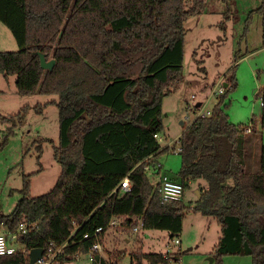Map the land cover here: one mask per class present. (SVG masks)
<instances>
[{"label":"trees","instance_id":"trees-1","mask_svg":"<svg viewBox=\"0 0 264 264\" xmlns=\"http://www.w3.org/2000/svg\"><path fill=\"white\" fill-rule=\"evenodd\" d=\"M204 8V0H0V21L19 48L0 51V73L16 77L21 95L57 94L54 156L61 165L56 184L43 195H32V174L25 175L22 198L12 212L0 213V231L6 236L27 226L19 237L26 253L2 255L0 264H30L32 249L69 239L77 243L59 260L73 261L76 252H88L97 241L93 233L98 227L106 230L99 237L105 247L112 218L131 232L143 221L145 229H170L172 239L179 234L187 205L163 202L160 182L154 186L144 167L148 157L170 148L162 149L157 137L164 131L163 101L183 81L185 22ZM231 13L228 8L227 19ZM255 15L262 19L264 45V0L249 13L245 37ZM38 52L55 59L52 71L42 68ZM226 77V89H234V70ZM228 90L219 97L224 100ZM261 98L264 102V91ZM23 111L2 119L15 127ZM179 140L182 167L178 178H171L185 187L205 183L193 210L220 226L211 253L215 262L248 255L252 264H264V150L259 169L248 171L245 130L229 120L221 103L211 116L186 126ZM127 175L131 190L112 194ZM180 254L141 251L132 254L130 264H177ZM93 264L121 263L100 258Z\"/></svg>","mask_w":264,"mask_h":264},{"label":"rangeland","instance_id":"rangeland-1","mask_svg":"<svg viewBox=\"0 0 264 264\" xmlns=\"http://www.w3.org/2000/svg\"><path fill=\"white\" fill-rule=\"evenodd\" d=\"M262 0H204L205 8L199 15L190 16L184 45L183 81L179 88L163 101L164 131L162 148L179 135L196 119V112L189 109L192 96L196 105L221 103L229 120L245 130L246 169L255 172L261 164L264 150V127L262 125V101L264 90V45L262 43V19L255 15L244 36L249 13ZM231 9V19L226 13ZM18 44L11 30L0 21V51H17ZM239 53L236 61L235 55ZM51 60V59H49ZM234 70L237 85L228 90L224 100L212 90L221 80L227 84V73ZM223 100V102H222ZM57 94H42L39 91L29 95L17 92L16 77H5L0 73V143L13 127L8 144L0 152V213L9 214L22 198L21 189L25 175L31 176V193L39 196L49 192L61 173V165L55 159L54 151L59 143V110ZM193 105V103H192ZM23 111L22 122L2 119ZM185 122V126L181 122ZM251 127L252 132L247 128ZM175 141L169 149L154 158L163 165L162 173L178 178L182 167V156ZM147 176L156 186L160 175L153 167ZM233 184V181H230ZM205 183L193 181L186 187L184 203L186 216L182 219L181 231L174 239L166 227L142 228L130 231L117 225L106 232L104 256L118 258L121 264H130L136 252L180 251L177 264H217L211 255L220 234V227L213 217H206L193 210L197 200L202 199ZM200 193V197L199 194ZM6 235L7 233H1ZM120 254V255H119ZM239 256V255H229ZM239 258V257H238ZM250 260V256H244ZM64 264H93L87 255H82ZM144 264H148L144 261Z\"/></svg>","mask_w":264,"mask_h":264},{"label":"built area","instance_id":"built-area-1","mask_svg":"<svg viewBox=\"0 0 264 264\" xmlns=\"http://www.w3.org/2000/svg\"><path fill=\"white\" fill-rule=\"evenodd\" d=\"M226 86L221 82V80L217 83V85L212 90V94H218L222 95L225 93ZM196 96H192L191 103L189 104V109L194 110L196 112V119L197 118H206L211 116L213 112V108H211L210 98L206 99L205 103H200V105H196ZM262 105L264 104L263 99L261 98ZM193 103V105H192ZM248 132H252L251 127L247 128ZM160 140L162 137L158 136ZM175 141H171L168 143L167 147H171L173 144H175ZM179 147L178 151L182 150L180 140L178 137ZM147 164L145 165V169L149 170L151 167L155 170L157 174L160 175V187H159V193L161 195L163 202H169V201H183L185 200V194H186V187L183 185V183L175 181L171 178L170 175L166 173H162V164L158 161L154 160L153 156L148 157ZM131 190V182L130 177L127 175L122 182L113 190L112 194L116 196H120L124 193H127ZM116 219H111L109 222V229L117 225ZM143 227V221H140L139 225L135 227V230L142 229ZM107 229V231L109 230ZM106 231L103 227H98L95 232L93 233V237L97 240L95 243H93L88 252L83 253L81 251H78L75 253L76 258H80L82 255H87L89 259H91L93 262L97 261L100 258H105L104 256V245L101 241H99L100 235ZM27 232V226L24 224H21L18 231L16 233L10 234L9 236H6L4 234L0 233V256L2 255H10L15 254L17 252L26 253L25 246L19 241L20 234ZM85 238L91 237L89 234H85ZM174 239V238H173ZM172 239V240H173ZM179 239H174L175 244H180ZM76 240H67L60 246H55L53 243L49 245L46 249H44L43 255L40 259L36 261L35 264H60L59 257L65 252V250L73 244H76ZM164 254L172 253L171 248H168Z\"/></svg>","mask_w":264,"mask_h":264},{"label":"water","instance_id":"water-1","mask_svg":"<svg viewBox=\"0 0 264 264\" xmlns=\"http://www.w3.org/2000/svg\"><path fill=\"white\" fill-rule=\"evenodd\" d=\"M38 55L40 56V61H41L42 68L45 69V70L52 71L54 66H55V63H56L55 59L48 60L46 54L41 53V52H38ZM225 86H227V84H225ZM197 105L199 106L200 103H198ZM214 105L215 104L213 103V104H211L210 107L214 108ZM181 125L184 127L185 126V122L182 121ZM198 194H199V197H200V193H198ZM43 252H44V248H34V249H32L31 252H30V262L29 263L30 264H35L36 261L42 257Z\"/></svg>","mask_w":264,"mask_h":264},{"label":"crops","instance_id":"crops-1","mask_svg":"<svg viewBox=\"0 0 264 264\" xmlns=\"http://www.w3.org/2000/svg\"><path fill=\"white\" fill-rule=\"evenodd\" d=\"M264 91V90H263ZM212 96V95H211ZM208 98H210V97H207V99ZM211 103V102H210ZM211 104H213V103H211ZM183 133V132H182ZM181 133V134H182ZM181 134L179 135V137L181 136ZM166 148V147H165ZM163 149V148H162ZM154 158H156V157H154ZM162 168H163V165H162ZM165 173V172H164ZM166 174H168V173H166ZM168 175H170V174H168ZM171 176V175H170ZM220 227V226H219ZM4 229H2L1 231H0V233H4ZM219 236H220V234H219ZM170 237L172 238V235L170 234ZM219 238V237H218ZM217 241H218V239H217ZM216 245V244H215ZM215 247V246H214ZM214 249V248H213ZM212 253V252H211ZM244 256H248V255H239V256H225L224 257V264H252V259H251V257H250V259H251V262H250V260H247V258H242V257H244ZM239 257V258H238ZM249 257V256H248ZM106 258V257H105Z\"/></svg>","mask_w":264,"mask_h":264}]
</instances>
